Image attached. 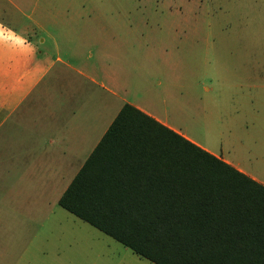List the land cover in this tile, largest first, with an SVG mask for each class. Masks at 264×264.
<instances>
[{
	"label": "crops",
	"instance_id": "1",
	"mask_svg": "<svg viewBox=\"0 0 264 264\" xmlns=\"http://www.w3.org/2000/svg\"><path fill=\"white\" fill-rule=\"evenodd\" d=\"M85 2L0 0V192L4 199L11 202L29 196L35 201L44 188H51L58 204L126 104L264 186V158L262 173L247 164V159L260 161L257 141L242 145L232 133L231 153L225 158L164 120L152 99H140V92H156L164 105L168 70L181 61L133 60L131 38L125 52L121 38L123 31L133 35L131 26L108 24L106 19L115 16L85 10ZM256 111L264 115L263 108ZM263 148L264 123L262 154ZM10 220L9 214H0V236L8 235L4 226Z\"/></svg>",
	"mask_w": 264,
	"mask_h": 264
},
{
	"label": "rangeland",
	"instance_id": "2",
	"mask_svg": "<svg viewBox=\"0 0 264 264\" xmlns=\"http://www.w3.org/2000/svg\"><path fill=\"white\" fill-rule=\"evenodd\" d=\"M85 3V10L115 16L108 24L131 26L133 35L123 31L121 38L124 52L132 40L133 60L181 61L168 70L164 105L156 92H140V99H152L164 120L225 158L232 133L242 145L257 141L260 161L247 164L262 173L264 115L256 110L264 109V0ZM57 196L44 188L35 201L8 202L0 192V214L11 219L8 235L0 236V264H153L69 215Z\"/></svg>",
	"mask_w": 264,
	"mask_h": 264
},
{
	"label": "trees",
	"instance_id": "3",
	"mask_svg": "<svg viewBox=\"0 0 264 264\" xmlns=\"http://www.w3.org/2000/svg\"><path fill=\"white\" fill-rule=\"evenodd\" d=\"M58 205L153 264H264V186L127 104Z\"/></svg>",
	"mask_w": 264,
	"mask_h": 264
}]
</instances>
